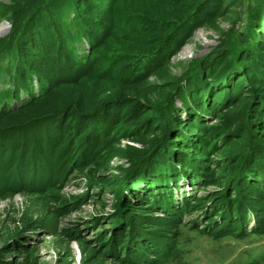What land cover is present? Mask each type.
I'll use <instances>...</instances> for the list:
<instances>
[{"label":"trees","instance_id":"obj_1","mask_svg":"<svg viewBox=\"0 0 264 264\" xmlns=\"http://www.w3.org/2000/svg\"><path fill=\"white\" fill-rule=\"evenodd\" d=\"M120 2H0V23L10 24L9 34L0 43V81L6 83L4 89L0 88V132L42 119L48 124L67 123L76 113L89 118L98 112L104 117L114 111L110 121L96 127L88 161L76 165L80 168L84 164L89 189L97 188L92 195L99 197L107 186L115 189L113 211L97 218L93 227L101 222L97 235L103 250L120 263L136 258L139 264H163L177 253L173 242L151 240L148 225L137 220L134 210L139 208L167 216L166 228L174 229L171 236L178 234L176 230L186 217H193L191 229L215 239L264 234V212L251 205L258 196L264 202V0H254L248 32L238 35L236 45L221 33L219 25L237 7L236 0H133L127 11L121 9ZM93 9L96 18L90 14ZM140 22H145L141 28ZM198 28L220 32V41L191 70L177 75L172 71L171 58ZM117 29L129 33L130 48L120 50L108 68L101 63L96 71L99 60L95 56L104 50L105 41L114 38ZM43 36L50 39L40 44ZM19 44L38 60L52 49L65 50L67 56L61 62L68 64L70 74L80 78L75 84L79 92L73 100L59 98L58 85L37 66L36 59L26 56L23 69L19 68ZM102 80L110 89L97 92L91 87V82ZM90 88L95 93L90 94ZM106 132L115 142L94 148ZM84 137L83 142L92 136ZM121 138L141 148L128 155L130 148L119 145ZM246 143L253 144V153L246 161L227 155ZM114 156L129 162L122 178L96 179L94 172L105 168L104 162L109 163ZM21 162L16 163L14 171L8 162L0 166L3 190L13 189V172L17 171L16 181H23ZM153 162L157 169H150ZM34 164L29 171L33 172ZM229 165L235 166L234 179L224 183L218 171H225ZM58 174L57 169L47 173L39 190L54 184ZM209 185H216L218 190H204ZM180 186H188L191 191L179 200L175 190ZM118 187L122 191H117ZM197 190H204L203 195L196 196ZM236 197L250 205L243 206V200ZM72 204V200L69 205L63 203L62 211L71 212ZM215 208H231L234 216L214 219ZM115 221L120 226L115 227ZM103 222L111 224L108 230L102 229ZM138 233L146 238L141 249L135 251Z\"/></svg>","mask_w":264,"mask_h":264},{"label":"rangeland","instance_id":"obj_2","mask_svg":"<svg viewBox=\"0 0 264 264\" xmlns=\"http://www.w3.org/2000/svg\"><path fill=\"white\" fill-rule=\"evenodd\" d=\"M6 1L0 0V2ZM98 1L100 3V0ZM236 1H238L237 7L226 19L219 22L221 33H225L230 42L235 45L238 35L245 31L248 32L249 11L254 4V0ZM133 4V0H121L120 7L127 11ZM90 14L94 18L98 16L95 9ZM144 25L145 22L138 23L140 28ZM0 27H2L1 43L10 32V24L7 21H2ZM129 28L135 31L131 25ZM53 32H49L50 35ZM114 33V38L105 41L104 50L100 55L95 56L99 60L96 63V71L99 70L101 63L105 64L103 68H108V63L114 59V56L121 53L120 50H126V47L130 48L127 31L120 32L117 29ZM221 33L207 28L196 29L191 39L171 58L173 73L180 75L185 69L191 70L197 60L206 57L214 50L220 41ZM48 39H50L49 36L42 38L40 44L47 43ZM61 39L58 41L60 42ZM85 48L86 45L83 49ZM18 51L20 69H23L26 56L35 61L34 54L26 51L23 44L18 45ZM66 56L65 50L52 49L49 55L47 54L39 60L36 59V64L42 71L49 73L52 81L56 82L55 85H58L56 94L59 98L71 101L79 92V86L77 88L75 84L80 78L70 74L68 64L61 62L60 59H65ZM61 63L62 65H60ZM90 85L92 88L98 89L97 92L110 89L105 80L91 82ZM5 86L6 83L0 81V88L4 89ZM92 88L89 90L90 94L95 93ZM14 104L16 103L14 102ZM176 104L178 107L181 106L180 101H177ZM102 115L103 113L98 112L96 117L88 118L76 113L67 123L48 124L44 121L45 119H42L43 121H36L30 126L8 128L0 132V166L8 162L11 171H14L16 163L22 161L20 169L23 176V181L20 183L15 179L17 171L13 172V189L3 190V185L0 186V264H139L136 258L120 263L116 256L111 253L105 254L104 246L100 243L101 238L97 235L101 230L99 228L101 222L97 226H93L97 218L106 217L113 211L116 204V195L113 192L115 189L107 186L99 197L92 195L97 192V188L89 189V182L85 177L87 173L85 168L83 169L84 164L80 168L76 165L88 161L91 153L90 146L94 142L91 139L94 137L96 127L100 122L106 124L110 121L114 111L110 110L107 116L104 114L103 117ZM85 129L87 132L83 133ZM109 133L106 132L101 136L98 142L94 143V148L112 145L115 141L110 138ZM85 134H90L92 137L83 142ZM119 145L126 149L130 148L128 155L134 149L141 148L137 143L125 138L120 139ZM252 151L253 144L249 146L246 143L237 150L228 151L227 155H237L246 161L253 153ZM257 156L252 157L256 158ZM47 159L52 162H47L49 161ZM259 159H261L260 156L257 160ZM33 161L36 167L32 172L29 170L33 167ZM104 163H106L105 168L94 172L95 178L101 181L109 177L122 178L124 170L129 168L128 160L122 156H114L109 163ZM149 165L150 169L158 168L155 162ZM56 169L59 174L55 183L40 191L39 187L44 186L47 173ZM234 169L235 166L229 165L225 171L219 170V180L224 183L232 181ZM2 172H0V178L3 175ZM189 189L188 186H180L175 190V197L180 200L183 193L191 191ZM204 190L214 192L218 188L216 185H209ZM204 190H197L196 196L203 195ZM117 191L122 190L118 187ZM241 199L238 198V200ZM71 200L72 210L65 214L62 211L63 203L69 205ZM242 200L243 206L250 205L244 198ZM263 203L262 197L258 196L251 205L264 212ZM214 210H217L212 212L217 214L214 219L225 220L229 216H232L231 218L234 216L231 208H215ZM134 211L137 213L135 215L140 224L148 225L147 234L151 240L175 244L177 252L175 257L163 264H264V234L247 233L242 238L232 235L215 239L208 234L201 235L198 230L191 229L194 222L193 217H186L185 221L180 224V229L176 230L179 231L178 234L171 236L173 233L171 231L174 229L166 228L168 220L163 213L149 212L143 208ZM127 223L129 222H124L126 225ZM102 225L103 230H108V227L111 226L106 222ZM114 226H120V222L115 221ZM136 237L138 240L134 242L133 246L139 251L141 242L146 236L138 233Z\"/></svg>","mask_w":264,"mask_h":264},{"label":"bare ground","instance_id":"obj_3","mask_svg":"<svg viewBox=\"0 0 264 264\" xmlns=\"http://www.w3.org/2000/svg\"><path fill=\"white\" fill-rule=\"evenodd\" d=\"M2 32V27H0V33Z\"/></svg>","mask_w":264,"mask_h":264}]
</instances>
